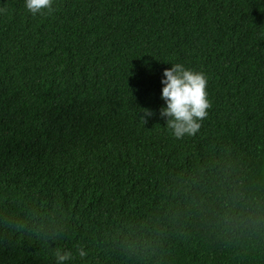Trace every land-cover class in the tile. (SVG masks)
<instances>
[{"label":"trees","instance_id":"obj_1","mask_svg":"<svg viewBox=\"0 0 264 264\" xmlns=\"http://www.w3.org/2000/svg\"><path fill=\"white\" fill-rule=\"evenodd\" d=\"M52 7L0 0V264H264V0ZM177 63L212 105L180 139Z\"/></svg>","mask_w":264,"mask_h":264},{"label":"clouds","instance_id":"obj_2","mask_svg":"<svg viewBox=\"0 0 264 264\" xmlns=\"http://www.w3.org/2000/svg\"><path fill=\"white\" fill-rule=\"evenodd\" d=\"M53 0H25V7L33 16L37 14L51 15L53 12ZM5 11L0 9V12ZM164 79L161 90V99L165 101L166 107L160 109V115L167 117L166 125L172 131V135L183 138L185 135H195L201 127L199 121L208 116L211 103L207 97V79L202 72H194L185 69L181 64H174L170 69L163 71ZM144 116L139 118L146 123V116L153 113L142 109ZM78 254L81 258L87 255L86 251L80 249ZM56 264H65L71 260L72 253L57 248L54 252Z\"/></svg>","mask_w":264,"mask_h":264}]
</instances>
